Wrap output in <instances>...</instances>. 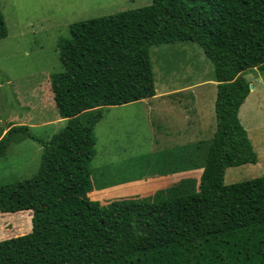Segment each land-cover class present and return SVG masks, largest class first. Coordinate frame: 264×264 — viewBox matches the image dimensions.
<instances>
[{"label": "trees", "instance_id": "trees-1", "mask_svg": "<svg viewBox=\"0 0 264 264\" xmlns=\"http://www.w3.org/2000/svg\"><path fill=\"white\" fill-rule=\"evenodd\" d=\"M177 42L202 49L217 83L199 190L101 205L91 162L102 108L154 97L150 48ZM57 50L61 71L49 81L64 127L43 140L14 125L0 139V156L27 139L42 148L32 178L0 185V215L31 213L29 233L0 241V264H264V176L224 183L228 168L257 163L238 112L244 72L264 70V0H152L71 24Z\"/></svg>", "mask_w": 264, "mask_h": 264}, {"label": "rangeland", "instance_id": "rangeland-1", "mask_svg": "<svg viewBox=\"0 0 264 264\" xmlns=\"http://www.w3.org/2000/svg\"><path fill=\"white\" fill-rule=\"evenodd\" d=\"M151 2L0 0V10L8 30V36L0 40V133L11 124L26 125L34 137L48 140L61 130L66 121L59 119L49 81L50 74L61 71L58 40L69 37L71 24L135 10ZM149 52L154 83L159 91L213 78L212 62L195 43L159 45L151 47ZM243 78L255 87L251 90V104L248 101L246 105L251 109L243 111L242 121L249 131L257 163L228 168L224 174L226 185L264 176V70L245 71ZM197 91L203 93L209 109L210 99L216 98L215 87L213 93L210 85ZM256 100L258 106L253 108ZM144 110L136 104L102 108V118L94 127L96 155L91 162L94 195L101 205L110 204L114 198L104 191L126 183L129 184L122 190L135 193V196L129 195L134 197L129 200L147 199L141 196L154 195L152 185L162 180V173L158 170L164 171L168 165L176 163L189 174L190 193L196 191L204 161L199 147L192 149L191 144L179 146L182 142L175 138L174 141L163 142L162 138L176 135L177 131L166 134L162 121L150 127L143 116ZM249 111L252 118L246 113ZM213 123L216 127L215 116ZM204 135L202 145L206 146L212 137L209 129ZM41 154V146L32 140L11 143L5 155L0 156V185L32 178L38 171ZM141 180H147L151 186L141 184ZM8 214L0 215V240L30 232L29 211Z\"/></svg>", "mask_w": 264, "mask_h": 264}, {"label": "crops", "instance_id": "crops-1", "mask_svg": "<svg viewBox=\"0 0 264 264\" xmlns=\"http://www.w3.org/2000/svg\"><path fill=\"white\" fill-rule=\"evenodd\" d=\"M207 85L211 86V93H213L214 87L216 89L217 83L213 81V78H211L209 81H203L193 85H185V86L182 85L175 88L174 87L161 88L160 91L157 89L155 84L154 97L150 99H144L135 103H131V104L141 105L143 108H145V110L143 111L144 113L143 116L146 117V120L150 127H154V124L158 122L160 123L162 121L166 126V128L163 126L165 128L164 130L166 134H170V132L174 133L175 131H177L176 135H168L162 138L163 142L174 141L175 138L179 142H182L181 145L179 146L191 144L190 146L192 147V149L193 148L198 149L199 147V150L204 155V161L202 167L200 168L198 184L195 192L199 190L200 177L206 159L207 148L212 140L211 137V140H208L207 145L204 146L202 145V143L204 142L203 136H206L204 134L208 132V129L210 131V136H213L215 131L214 130L215 127L213 123L215 99H213V97L210 99L209 109H207V106L205 105V98L203 96V93H199L197 91L198 89H201L202 87L204 88ZM254 88L255 87L253 86V90ZM251 95L252 92L250 91L248 97L245 99L244 103L241 105L238 112V118L240 120V123L246 130L247 135L249 131L245 126L244 122L242 121V116H243V111L245 109L246 111L251 109L250 107L246 108L248 101H249V105L251 104ZM256 105L258 106V100H256L255 103L253 104V108ZM115 107H119V106H115ZM105 108H111V107H105ZM246 113L248 117L250 116V118H252V113H250V111ZM14 125L15 124H11L9 125L8 128L2 130V132L0 133V139L7 133V130ZM207 139L208 137L205 140ZM184 149H187V147L185 146ZM193 157H195V155H193ZM154 166H155V162H154ZM156 167L158 168L157 165ZM180 168L181 166L178 163H176L174 165H168L166 167V170L164 171L158 170V173H162V180L152 185L154 186L153 191H155V194L149 195L148 197L141 196L147 199H141L135 201L142 203H153L159 200L191 194L190 191L192 188H189L190 187L189 179L187 178L189 174L187 173V171ZM147 180H141L139 182L141 184H145L148 186L150 183H147L146 182ZM127 184L129 183L123 184L122 186H118V187H111L110 190H106L104 191V193H109L107 196L109 195L114 196L112 201L121 200V199H128V200L132 198L134 199V197H130V196H135V193H127L126 192L127 190H122L124 189L125 185L127 186ZM100 190H103V188ZM117 196L118 198H116ZM24 234H19L16 236H21Z\"/></svg>", "mask_w": 264, "mask_h": 264}, {"label": "water", "instance_id": "water-1", "mask_svg": "<svg viewBox=\"0 0 264 264\" xmlns=\"http://www.w3.org/2000/svg\"><path fill=\"white\" fill-rule=\"evenodd\" d=\"M253 89V86L249 85V90L251 91Z\"/></svg>", "mask_w": 264, "mask_h": 264}]
</instances>
